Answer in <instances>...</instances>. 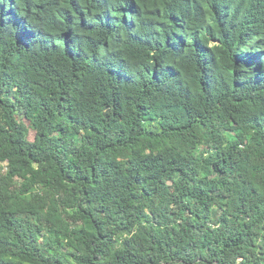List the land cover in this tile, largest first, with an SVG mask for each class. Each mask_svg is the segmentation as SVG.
Here are the masks:
<instances>
[{"label": "trees", "instance_id": "obj_1", "mask_svg": "<svg viewBox=\"0 0 264 264\" xmlns=\"http://www.w3.org/2000/svg\"><path fill=\"white\" fill-rule=\"evenodd\" d=\"M0 264H264V0H0Z\"/></svg>", "mask_w": 264, "mask_h": 264}, {"label": "rangeland", "instance_id": "obj_2", "mask_svg": "<svg viewBox=\"0 0 264 264\" xmlns=\"http://www.w3.org/2000/svg\"><path fill=\"white\" fill-rule=\"evenodd\" d=\"M28 125V124H27ZM235 132H236V127L235 126H232L228 131H227V134H230V135H235ZM29 139L30 140H33L34 139V135L35 133L33 131H30V134H29ZM206 146H202V147H199V148H194L193 151L194 153L196 154H200L202 153L206 148Z\"/></svg>", "mask_w": 264, "mask_h": 264}]
</instances>
